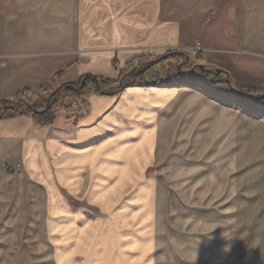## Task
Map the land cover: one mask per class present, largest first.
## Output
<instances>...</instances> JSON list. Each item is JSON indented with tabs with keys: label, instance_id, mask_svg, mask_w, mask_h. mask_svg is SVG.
<instances>
[{
	"label": "crops",
	"instance_id": "0c3cea01",
	"mask_svg": "<svg viewBox=\"0 0 264 264\" xmlns=\"http://www.w3.org/2000/svg\"><path fill=\"white\" fill-rule=\"evenodd\" d=\"M196 42L201 63L264 84V0H0V103L86 74L115 80L136 56L191 51ZM179 82L89 93L67 101H85L84 113L57 111L48 125L8 109L0 118V187L17 175L40 194L45 216L68 225L91 206L110 208L131 177L133 148H163L162 110L188 88ZM248 121L257 129L246 148H264V120ZM84 245L54 249L78 263L117 264L123 254L111 241Z\"/></svg>",
	"mask_w": 264,
	"mask_h": 264
},
{
	"label": "rangeland",
	"instance_id": "374dc122",
	"mask_svg": "<svg viewBox=\"0 0 264 264\" xmlns=\"http://www.w3.org/2000/svg\"><path fill=\"white\" fill-rule=\"evenodd\" d=\"M198 49L196 42L191 51L148 55L184 52L185 57L168 59L166 72L188 78L179 82L188 88H180L162 110L163 148L144 154L133 148L131 177L114 193L110 208L91 206L76 225H68L65 217L45 216L40 194L17 175L1 184L0 264H101L94 257L69 262L67 253L54 249L64 242L88 248L94 240L119 246L123 254L117 264H264V148H246L257 129L248 120H264V106L233 91L259 97L264 93L247 89L264 84L229 77L233 93L210 86L226 77L198 69L210 67L201 63ZM123 68L111 81L142 85L144 72L121 75ZM64 96L59 91L62 105L55 112L70 106L75 117L80 115V104L68 105L74 99Z\"/></svg>",
	"mask_w": 264,
	"mask_h": 264
},
{
	"label": "trees",
	"instance_id": "16d2710c",
	"mask_svg": "<svg viewBox=\"0 0 264 264\" xmlns=\"http://www.w3.org/2000/svg\"><path fill=\"white\" fill-rule=\"evenodd\" d=\"M184 52H171L166 55L160 56V57H151L148 55H141L136 56L132 58L130 61H128L123 68L122 74L126 73L129 70H140L143 68H146L143 75V81L141 82L142 85H158V84H166V83H172V82H179L183 81L185 78L182 75H168L166 72L168 59L172 56H184ZM187 55V54H186ZM188 56V55H187ZM185 57V56H184ZM189 57V56H188ZM159 59L158 62L151 64V61L154 59ZM153 62V61H152ZM149 66V67H148ZM137 77H135L136 79ZM83 82V83H82ZM130 83H122L120 80L118 81H111L108 79H105L103 77L99 76H93V75H83L79 77L78 80H76L73 83H67L59 88H57V93L54 95L52 100H47L48 95H51L53 91L46 89V88H26L17 94H15L10 100H5L0 103V116L4 117L6 116V112H3L4 106L10 105L11 107H17L19 110H14V113L17 112H25L32 115V117L35 119L37 123L48 125L50 124L54 119L55 111L58 107L62 105L60 103V98L58 97L59 91H62L65 93L64 97H67L69 99H78L82 98L89 93H116L121 91L123 88L128 86L137 85L138 82L133 81ZM211 85L214 86L217 89L224 90V91H231V87L229 83L221 82V81H210ZM82 86L80 87V85ZM119 84L118 87H116L114 90L112 88ZM248 91H253L255 93L262 92L264 93V87L262 88H256ZM232 92V91H231ZM233 93V92H232ZM43 94H47V96H44ZM249 95V94H248ZM257 98V97H254ZM246 100H250L253 104L256 105H263L264 106V98L262 99H250V98H244ZM26 104L28 106L27 109L21 110L22 105ZM80 106L82 108V113L85 112L87 108V103L85 101H81ZM44 107L42 109V112H38V107ZM79 109V108H78ZM13 110V109H12ZM63 112L68 111L67 115L71 116L74 115V111L71 110L70 112V106H63L62 107ZM80 111V110H79Z\"/></svg>",
	"mask_w": 264,
	"mask_h": 264
},
{
	"label": "water",
	"instance_id": "95a60500",
	"mask_svg": "<svg viewBox=\"0 0 264 264\" xmlns=\"http://www.w3.org/2000/svg\"><path fill=\"white\" fill-rule=\"evenodd\" d=\"M158 61H159V59L156 60V61L151 62L150 65H152V64H154V63H156V62H158ZM148 67H149V66H148ZM196 67H197L198 69H201V70H205V71L213 72V73H215L216 75H219L220 73H223V74L225 75V77H226V81L229 82V80H230L229 75H228L226 72H224L223 70H221V69H218V68H217V69L206 68V67L203 66V65H196ZM145 70H146V68H143V69H141V70L135 72V75L137 76V75H139V74H142L143 72H145ZM82 83H83V82H82ZM81 86H82V84L80 85V87H81ZM233 91H234L236 94H239L240 96H242V97H246V98H251V99H262V98H264V94H263L262 96H259V97H257V98H254V97H251L250 95H248V94H246V93L236 91L235 89H233ZM56 93H57V90H54V91L51 93V97H53ZM23 107L28 108V106H27L26 104L22 105L21 108H23ZM8 109L19 110L17 107H11L10 105H7V106H4V108H3V112H7ZM38 112H42V110H38ZM0 118H2V117L0 116Z\"/></svg>",
	"mask_w": 264,
	"mask_h": 264
}]
</instances>
